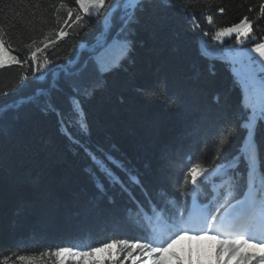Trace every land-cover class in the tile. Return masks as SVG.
<instances>
[{"label": "trees", "instance_id": "obj_1", "mask_svg": "<svg viewBox=\"0 0 264 264\" xmlns=\"http://www.w3.org/2000/svg\"><path fill=\"white\" fill-rule=\"evenodd\" d=\"M64 2L77 7L74 0ZM178 3L187 12L174 7ZM261 4L264 0H150L143 25L131 37V59L108 74L103 91L83 102L84 130L69 119L67 91L49 89L55 74L49 69L58 72L79 56L80 46L89 44L103 16L86 18L88 29L73 26L67 29L68 37L38 53L41 61L45 55L53 61L49 69L35 74L39 79L33 77L30 67L0 71V94L16 88L21 73L30 77L16 95L0 103L20 102L45 90L47 95L41 99L55 103L64 117L62 127L56 113L42 111V105L23 104L0 123V264L5 260L22 264L19 255L39 257L56 246H97L101 241L146 235L139 226L141 212L136 205L119 186L109 187L100 173L98 179L111 199L98 197L88 174L91 161L69 136L99 150L98 154L107 152L122 161L132 174H138L149 196L157 178L171 180L175 186V178L197 155L200 140L221 126L222 116L238 112L242 99L228 66L206 58L199 39L234 55L226 47L230 39L215 41L212 35L247 15L254 22V36L264 41V20L255 23ZM54 5L59 0H0V28L14 55L25 59L30 51L25 46L33 39L39 43L49 32L48 38L55 40L59 26ZM220 7L225 8L223 14ZM189 14L196 16L199 30L207 31L208 36L193 33ZM202 14L212 15L214 23L209 25ZM60 15L62 24L66 11L61 10ZM241 141L242 136L234 147ZM206 149L213 151L214 146L209 143ZM198 158L203 159V152ZM114 171L127 181L123 172ZM132 191L147 209L149 201L140 187Z\"/></svg>", "mask_w": 264, "mask_h": 264}, {"label": "snow or ice", "instance_id": "obj_2", "mask_svg": "<svg viewBox=\"0 0 264 264\" xmlns=\"http://www.w3.org/2000/svg\"><path fill=\"white\" fill-rule=\"evenodd\" d=\"M151 2L159 3V0ZM74 3L75 8L68 7L64 0L53 6L59 26L55 40L48 38L51 32L39 43L33 39L25 46L30 51L23 60L13 54L0 28V71L14 66L30 67L33 77L39 79L35 74L49 69L53 61L47 55L41 61L38 53L68 37L67 29L73 26L78 30L88 29L86 18L103 16L89 44L80 46L85 49L83 53L68 60L59 72L49 69L50 73H55L49 89L67 91L66 98L71 105L69 119L75 120L84 130L87 121L83 102L103 91L108 84V74L131 59V37L143 25L150 0H74ZM174 7L187 12L183 4ZM61 10L66 11L62 24ZM218 11L223 14L225 8L220 7ZM258 11L255 23L264 20V4ZM202 15L209 25L214 23L212 15ZM189 17L193 33L197 37L208 36L207 31L199 30L196 16L189 14ZM253 30L254 22L246 15L239 22L214 31L212 39L215 41L222 42L225 37L234 35L235 45L252 44L247 50L233 46L235 54L231 56L220 51L206 57L228 66L233 82L241 88L239 111L222 116L221 126L200 140L197 155L189 159L180 176L175 178V186L171 180L157 178L149 196L138 174H132L122 161L107 152L98 154L99 150L93 151L78 138L69 136L71 143L91 161L88 174L98 197H108L104 182L98 179L97 173H100L109 187L119 186L120 192L126 193L136 205V210L141 212L139 226L146 235L101 241L97 246H56L39 257L19 255L17 259L22 264H38L43 256L55 257V264H105L106 260L107 264H264V41H258ZM75 34L79 35V31ZM29 79L27 72L21 73L19 85L11 92L0 94V101L16 95L20 85ZM45 95L47 92L41 90L21 98L20 102L0 103V123L9 112L23 104H33L42 105V111L56 113L64 127V117L56 104L41 99ZM241 136L240 145L234 147ZM209 143L214 146L213 151L206 149ZM201 152L202 160L198 158ZM114 169L123 172L127 181ZM134 187H140L148 198L147 209L136 201ZM184 238L197 243L189 244L186 255L172 251L176 242ZM3 264H7V260Z\"/></svg>", "mask_w": 264, "mask_h": 264}, {"label": "rangeland", "instance_id": "obj_3", "mask_svg": "<svg viewBox=\"0 0 264 264\" xmlns=\"http://www.w3.org/2000/svg\"><path fill=\"white\" fill-rule=\"evenodd\" d=\"M227 39H230V42H229V45H226V47L229 48L228 51H232L234 54L235 52L233 50V46H235V48H240L244 50L250 49L252 47L251 43H246L245 45H235L234 35L232 37H225L223 41ZM196 243L197 241H189L187 238H184L176 242V244L173 246L172 251H176L177 253L186 255L189 244L195 245ZM201 243H207V242H201ZM113 252H114V249H113ZM98 255H102V254H98ZM38 264H55V257L46 256L44 258H41V260L38 261Z\"/></svg>", "mask_w": 264, "mask_h": 264}, {"label": "bare ground", "instance_id": "obj_4", "mask_svg": "<svg viewBox=\"0 0 264 264\" xmlns=\"http://www.w3.org/2000/svg\"><path fill=\"white\" fill-rule=\"evenodd\" d=\"M82 49H84V48H80L79 49V54H81L82 52H84V51H81Z\"/></svg>", "mask_w": 264, "mask_h": 264}, {"label": "water", "instance_id": "obj_5", "mask_svg": "<svg viewBox=\"0 0 264 264\" xmlns=\"http://www.w3.org/2000/svg\"><path fill=\"white\" fill-rule=\"evenodd\" d=\"M81 51H85V49H82ZM237 66L240 67V65H237ZM59 71H60V70H59ZM59 71H58V72H59Z\"/></svg>", "mask_w": 264, "mask_h": 264}]
</instances>
